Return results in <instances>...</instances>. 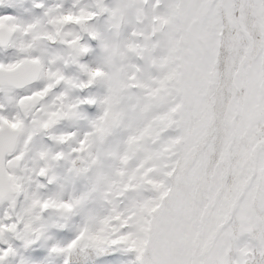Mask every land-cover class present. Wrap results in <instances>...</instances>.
<instances>
[{"label": "snow or ice", "instance_id": "1", "mask_svg": "<svg viewBox=\"0 0 264 264\" xmlns=\"http://www.w3.org/2000/svg\"><path fill=\"white\" fill-rule=\"evenodd\" d=\"M0 264H264V0H0Z\"/></svg>", "mask_w": 264, "mask_h": 264}]
</instances>
